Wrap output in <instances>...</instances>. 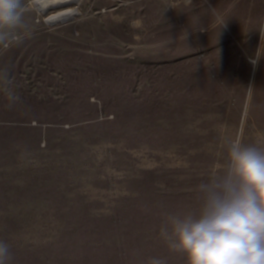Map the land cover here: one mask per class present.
Wrapping results in <instances>:
<instances>
[{"label": "rangeland", "instance_id": "obj_1", "mask_svg": "<svg viewBox=\"0 0 264 264\" xmlns=\"http://www.w3.org/2000/svg\"><path fill=\"white\" fill-rule=\"evenodd\" d=\"M32 1V35L0 53L62 63L61 116L29 117L25 95H2L10 264H184L159 237L164 214L197 210L226 138L264 134V0H78L45 13Z\"/></svg>", "mask_w": 264, "mask_h": 264}, {"label": "clouds", "instance_id": "obj_2", "mask_svg": "<svg viewBox=\"0 0 264 264\" xmlns=\"http://www.w3.org/2000/svg\"><path fill=\"white\" fill-rule=\"evenodd\" d=\"M29 5L30 0H0V48L19 45L32 35L25 19ZM225 21L219 15L209 19L219 28ZM221 157L219 168L194 189L197 210L165 213L159 237L184 264H264V134L255 142H247L241 133L226 138ZM11 259L9 244L0 240V264ZM145 264L168 261L153 256Z\"/></svg>", "mask_w": 264, "mask_h": 264}, {"label": "crops", "instance_id": "obj_3", "mask_svg": "<svg viewBox=\"0 0 264 264\" xmlns=\"http://www.w3.org/2000/svg\"><path fill=\"white\" fill-rule=\"evenodd\" d=\"M10 54L11 52H8L4 57V53H0V103L3 101V94L8 95L6 98L8 102L11 96H14V101L17 102L25 95L28 101L25 108L27 116L60 117L61 114L57 115L56 98L61 96L62 63L50 62L47 55L39 53L30 54L27 60L24 59L25 61L21 63L9 60Z\"/></svg>", "mask_w": 264, "mask_h": 264}, {"label": "bare ground", "instance_id": "obj_4", "mask_svg": "<svg viewBox=\"0 0 264 264\" xmlns=\"http://www.w3.org/2000/svg\"><path fill=\"white\" fill-rule=\"evenodd\" d=\"M77 0H33L32 3L40 12H46L50 9H58L69 7L75 4ZM74 11L73 10H65L63 12L58 13L57 15L53 16L54 18H61L67 15H71Z\"/></svg>", "mask_w": 264, "mask_h": 264}, {"label": "water", "instance_id": "obj_5", "mask_svg": "<svg viewBox=\"0 0 264 264\" xmlns=\"http://www.w3.org/2000/svg\"><path fill=\"white\" fill-rule=\"evenodd\" d=\"M78 1V0H77ZM76 13V11L74 10V12L72 13V14H75Z\"/></svg>", "mask_w": 264, "mask_h": 264}]
</instances>
